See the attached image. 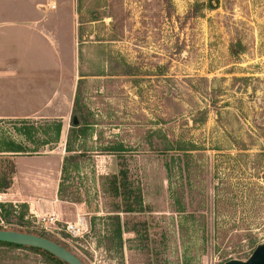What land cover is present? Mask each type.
<instances>
[{
  "label": "rangeland",
  "instance_id": "obj_1",
  "mask_svg": "<svg viewBox=\"0 0 264 264\" xmlns=\"http://www.w3.org/2000/svg\"><path fill=\"white\" fill-rule=\"evenodd\" d=\"M50 2L46 22L14 39L0 24V67L24 48L50 61L29 76L62 59L79 83L56 117L28 119L35 132L0 118V184L14 173L9 146L54 156L58 200L73 204L56 212L86 227L72 237L65 224L43 228L29 212L25 221L83 264L245 261L264 243V0H0V11L40 15ZM120 159L140 212H113L108 179ZM7 190L0 204L26 205ZM0 264L53 263L0 246Z\"/></svg>",
  "mask_w": 264,
  "mask_h": 264
},
{
  "label": "crops",
  "instance_id": "obj_2",
  "mask_svg": "<svg viewBox=\"0 0 264 264\" xmlns=\"http://www.w3.org/2000/svg\"><path fill=\"white\" fill-rule=\"evenodd\" d=\"M52 4L54 3H48L47 7L37 5V9L43 12L40 15L30 11H0V24L12 28V31L10 28L9 31L14 39L18 30L22 33L24 30H30L32 26L41 27L47 19L44 11L54 10L50 8ZM17 16L20 20H13ZM8 51L9 61L0 67V118L35 120L56 117L57 108L64 106L66 90L72 91L74 83H79V78L75 77L76 68L70 64L66 73L65 63L62 59H56V62L51 63L52 72H45L40 77L34 74L29 76L30 69L34 71L37 65L41 64L42 67L43 63L50 61L36 62L27 59V51L24 48L15 50V53L14 49ZM12 156L14 173L7 191L16 198L15 202L26 204L31 216L54 215L55 224H69V220H73L71 214L63 220L60 211L56 212L59 204L73 206L71 203L59 201L57 197L61 161L50 163V160L55 158L51 155ZM73 223L75 222H70Z\"/></svg>",
  "mask_w": 264,
  "mask_h": 264
},
{
  "label": "trees",
  "instance_id": "obj_3",
  "mask_svg": "<svg viewBox=\"0 0 264 264\" xmlns=\"http://www.w3.org/2000/svg\"><path fill=\"white\" fill-rule=\"evenodd\" d=\"M210 7L214 8L211 5ZM232 53L237 54L238 51H235L232 49ZM75 106H76V103H75ZM75 118H76V112L72 114L71 123L73 124L74 121H76L77 124H79V120L77 121L75 120ZM20 123H22V125L24 126L22 127V129H18V132H28V131L35 132L36 131V127L33 126V124L36 123L35 121L30 122L28 120V121H21ZM53 129L56 132V140H58L60 137V132H61V122L57 121L56 127L54 126ZM3 152L11 153L13 155H25V154L30 155L31 154L29 153L28 149L16 143L9 146L8 149H6ZM124 162L125 161L122 159L119 160L117 174H114L108 179L109 181L108 193L110 194V198L113 201L112 203L113 212L117 214L118 213H123V214L137 213L141 211V209L138 207V205L140 204V193H139V190H136L133 187V185L130 183L128 179V169ZM9 184H10L9 182L4 181L2 184H0V188H3L4 190L8 189ZM27 214H28V210H27L26 205H20L18 207V206L12 205L11 203L0 204V219L4 223V226H0V230H8V231H13V232H18V233L36 235L44 239L50 240L56 243L57 245L63 247L70 253H72L70 250L66 248V246L62 245L60 242H57L56 240H53L52 238L33 230L30 226V223L28 221H25ZM117 214L112 216L111 219L115 220L116 222L115 236L117 237L118 243L120 245L122 225L120 223V220ZM0 246L31 250V251H34L44 256L47 260L51 261L53 264H66L60 261L59 259H57L56 257L52 256L51 254L45 251L39 250V249L17 246V245L1 243V242H0ZM80 262L82 261L80 260Z\"/></svg>",
  "mask_w": 264,
  "mask_h": 264
},
{
  "label": "water",
  "instance_id": "obj_4",
  "mask_svg": "<svg viewBox=\"0 0 264 264\" xmlns=\"http://www.w3.org/2000/svg\"><path fill=\"white\" fill-rule=\"evenodd\" d=\"M0 242L39 249L66 264H82L76 256L63 247L36 235L0 230ZM223 264H264V243L257 245L245 261L229 260Z\"/></svg>",
  "mask_w": 264,
  "mask_h": 264
},
{
  "label": "built area",
  "instance_id": "obj_5",
  "mask_svg": "<svg viewBox=\"0 0 264 264\" xmlns=\"http://www.w3.org/2000/svg\"><path fill=\"white\" fill-rule=\"evenodd\" d=\"M51 9H54L55 6L52 4ZM36 224L45 228L47 225H53L56 223L54 215H35ZM85 223L82 219L77 218L76 222L73 224H65L64 231L72 237H80L85 230Z\"/></svg>",
  "mask_w": 264,
  "mask_h": 264
}]
</instances>
